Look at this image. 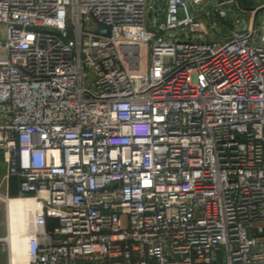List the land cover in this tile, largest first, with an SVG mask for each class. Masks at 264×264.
<instances>
[{"label": "built area", "instance_id": "built-area-1", "mask_svg": "<svg viewBox=\"0 0 264 264\" xmlns=\"http://www.w3.org/2000/svg\"><path fill=\"white\" fill-rule=\"evenodd\" d=\"M231 9L229 39L201 40ZM246 14L0 0L1 196L13 179L30 202L28 264H264V16Z\"/></svg>", "mask_w": 264, "mask_h": 264}, {"label": "rangeland", "instance_id": "rangeland-1", "mask_svg": "<svg viewBox=\"0 0 264 264\" xmlns=\"http://www.w3.org/2000/svg\"><path fill=\"white\" fill-rule=\"evenodd\" d=\"M243 3H242V2ZM239 8L244 10L247 14L246 21H250L252 17L264 16V0H237ZM232 10V9H231ZM242 16L234 9L228 13L225 19L222 21L214 14H211L209 18L202 17L201 20L207 27V34L202 36L201 40L224 42L229 39L228 34L230 30H235L241 24ZM239 20V23H236ZM216 23V28L211 27V24ZM0 25V40L3 39V30ZM177 33V31L175 32ZM90 78V77H89ZM5 175V164L3 162L2 152L0 151V196L5 194V186L3 184V176ZM15 187L13 179L10 181L8 193L9 198H15L11 196V191ZM8 228H7V214L6 203L0 200V264H9V252H8Z\"/></svg>", "mask_w": 264, "mask_h": 264}, {"label": "bare ground", "instance_id": "bare-ground-1", "mask_svg": "<svg viewBox=\"0 0 264 264\" xmlns=\"http://www.w3.org/2000/svg\"><path fill=\"white\" fill-rule=\"evenodd\" d=\"M6 203L9 264H28L26 242L23 233L26 231L30 202L22 198H7L0 196Z\"/></svg>", "mask_w": 264, "mask_h": 264}, {"label": "trees", "instance_id": "trees-1", "mask_svg": "<svg viewBox=\"0 0 264 264\" xmlns=\"http://www.w3.org/2000/svg\"><path fill=\"white\" fill-rule=\"evenodd\" d=\"M242 2V1H241ZM244 2V1H243ZM242 2V3H243ZM11 196L15 197L16 196V192H15V187H13L12 191H11Z\"/></svg>", "mask_w": 264, "mask_h": 264}]
</instances>
